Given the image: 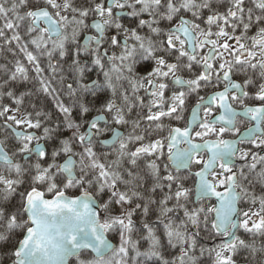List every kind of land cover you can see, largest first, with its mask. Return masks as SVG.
Here are the masks:
<instances>
[{
  "label": "snow or ice",
  "instance_id": "snow-or-ice-1",
  "mask_svg": "<svg viewBox=\"0 0 264 264\" xmlns=\"http://www.w3.org/2000/svg\"><path fill=\"white\" fill-rule=\"evenodd\" d=\"M0 264H264V0H0Z\"/></svg>",
  "mask_w": 264,
  "mask_h": 264
}]
</instances>
